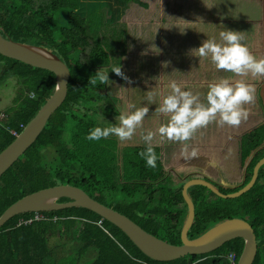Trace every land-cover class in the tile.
<instances>
[{
    "label": "trees",
    "instance_id": "trees-1",
    "mask_svg": "<svg viewBox=\"0 0 264 264\" xmlns=\"http://www.w3.org/2000/svg\"><path fill=\"white\" fill-rule=\"evenodd\" d=\"M58 11L63 16H58ZM87 21L77 0H0L1 35L50 51L70 73L64 103L36 141L0 177V216L24 196L69 185L126 216L145 232L180 245L183 214L179 205H186L181 188L176 193L167 189L169 180L158 150L153 148L158 158L156 167L150 168L138 155L147 147L119 149L111 139H86L90 129L102 127L101 116L112 115L101 108L108 97V82L92 84L90 78L100 69L112 77L119 61L108 31L103 27L91 32ZM10 78L16 80L17 90L12 107L0 121V153L16 138L11 132L21 133L53 94L56 84L53 73L0 55V83ZM263 142L261 125L243 137L242 158ZM263 151L248 165L246 183ZM202 190L206 188L188 190L195 208L188 238L194 239L227 219H246L254 229L258 247L253 264H263L264 166L255 185L238 198L208 204ZM66 202L69 199L57 201ZM41 214L44 220L30 225H18V221L33 213L15 216L0 228V264H66L56 259L57 243L74 245L76 255L68 264H227L226 255L234 253L238 261L244 246L243 240L234 239L209 254L161 263L146 257L122 231L87 209L71 207Z\"/></svg>",
    "mask_w": 264,
    "mask_h": 264
},
{
    "label": "crops",
    "instance_id": "crops-1",
    "mask_svg": "<svg viewBox=\"0 0 264 264\" xmlns=\"http://www.w3.org/2000/svg\"><path fill=\"white\" fill-rule=\"evenodd\" d=\"M84 1L87 0H78L82 14L84 10L90 12L94 9L91 3H86L83 8ZM103 1L107 3L103 17L109 23L105 27L110 38L109 43L115 47L119 58L116 66L121 65L125 76L131 74V78L128 77L131 81L129 89H145L146 93L156 97L159 108L163 99L172 93L170 85L174 82L182 91L197 95L200 103H207L206 83L217 80L216 66L210 56L200 57L195 50L205 40L223 44L220 32L233 31L230 23L219 19L209 20L210 15H206L217 0ZM241 27L245 30V26ZM130 56L135 57L132 65L128 60ZM123 80L129 84L128 80L113 73L108 84L116 83V86H120ZM0 87V114L4 119L5 112L14 102L16 80L10 78L1 82ZM169 117L170 114L164 113L145 117L135 134L138 135L137 130L144 129L153 133L161 124L166 125ZM214 122L215 120L211 121L208 126Z\"/></svg>",
    "mask_w": 264,
    "mask_h": 264
},
{
    "label": "water",
    "instance_id": "water-1",
    "mask_svg": "<svg viewBox=\"0 0 264 264\" xmlns=\"http://www.w3.org/2000/svg\"><path fill=\"white\" fill-rule=\"evenodd\" d=\"M0 55L34 68L49 71L54 74L56 79L53 94L13 142L0 153L1 177L36 141L50 117L64 103L70 73L68 67L55 54L42 47L6 39L1 35V28ZM262 165H264V158L255 165L249 183L229 195H221L210 183L203 180L195 179L187 182L182 188V197L187 205V216L180 232V245H171L145 232L126 216L93 200L80 188L69 185L42 189L19 199L0 216V228L11 218L22 214L46 213L80 207L97 214L103 220L117 227L146 257L156 262L167 263L186 256L209 254L231 240L241 239L244 246L237 264H253L257 254V243L254 231L246 219H227L194 239L188 238V231L193 224L195 214L194 205L187 194V189L199 185L206 187L221 198L234 199L253 187L257 172ZM63 198L69 199V202L57 203Z\"/></svg>",
    "mask_w": 264,
    "mask_h": 264
},
{
    "label": "flooded vegetation",
    "instance_id": "flooded-vegetation-1",
    "mask_svg": "<svg viewBox=\"0 0 264 264\" xmlns=\"http://www.w3.org/2000/svg\"><path fill=\"white\" fill-rule=\"evenodd\" d=\"M242 1L254 2L255 5L253 7L257 9L256 12L257 14H259V18H257V16L252 17V19L250 17L248 18V15L245 11L247 17L245 20V30L241 29V26L244 25L236 24V21H230L229 18L224 19L225 21L222 22L230 23V25L233 27V31L235 29L236 32H239V30L241 31L239 32L242 37L241 43L248 48L249 52L253 56L258 59L264 58V0ZM249 13L252 15H256V13L251 10L249 11ZM216 71L217 73L215 77L217 78V80L214 83L219 82L221 79H227L229 83L233 85L238 81H243L254 86V101L242 105V107L245 108L248 112L247 118L242 119L241 123L237 126L221 124L219 127L214 129L213 123L209 126L206 125L205 127L198 128L194 132L192 137L187 141L169 140L166 137H161L159 131L157 130V132L155 130L153 132V137L155 138L152 139L149 146L158 150L161 163L164 167V171L168 179L170 178V174L173 173L175 177L173 182L177 179L184 182V185L191 180H203L210 183L215 189L218 190L221 195H229L239 191L249 183L252 178L255 165L264 158V142L256 149L251 150L249 155L245 159L242 158L241 150V142L243 137L256 130L259 126L264 125V77L252 76L251 73L239 75L217 68ZM211 82L212 81L207 82L206 86L211 84ZM215 122L219 123L218 117ZM127 141L132 145L124 147L135 148V132L132 138ZM186 145L187 149L185 151ZM117 146L119 145L117 144ZM149 146L144 145L138 147ZM193 149H195L197 153L195 156L191 155ZM260 151H263L260 153L261 157L254 165L252 174L246 183L245 181L248 175V165L250 164L252 158L256 156ZM196 175H201L203 179L195 177ZM225 176L231 177V180L229 182L226 181V179L224 178ZM215 181H218V183ZM171 184L172 181L171 179H169L168 186H170ZM184 185L182 184V186L178 188V190L181 188V195ZM197 186L199 185L189 187L187 189V194L190 188ZM204 191L208 192L209 195L205 196ZM204 191L202 190V194L204 195L203 198L205 199L204 201L208 204H216L218 202V199L225 200L224 198L219 197L207 188ZM188 196L191 199L189 194ZM180 206L181 205H179V208ZM253 225L256 226V222H253Z\"/></svg>",
    "mask_w": 264,
    "mask_h": 264
},
{
    "label": "clouds",
    "instance_id": "clouds-1",
    "mask_svg": "<svg viewBox=\"0 0 264 264\" xmlns=\"http://www.w3.org/2000/svg\"><path fill=\"white\" fill-rule=\"evenodd\" d=\"M223 44L216 43L212 40H205L196 53L200 57H209L217 69L226 70L239 75L251 73L252 76L264 77V58H256L247 47L241 43L239 32L225 30L220 32ZM112 73L131 81L122 72L121 65L112 69ZM109 81V72L104 73L100 70L90 78L89 83L106 84ZM172 93L167 95L158 112L170 114L168 123L161 125L158 129L161 137L169 140L187 141L198 128L205 127L211 121L217 120L221 124L237 126L242 119H246L248 112L242 105L253 102L255 99V88L253 85L238 81L234 85L230 84L227 79H221L217 83L208 85L206 94V104L200 103L197 95L190 91H182L176 83L170 85ZM149 109L141 107L135 111L124 114L121 113L116 119L119 125L109 123L107 127H94L89 130L86 139L98 141L108 138L110 135L115 136L121 142L130 140L141 126L142 121L147 116ZM146 144H150L153 139V133L148 131L142 136ZM187 145L185 146V151ZM196 150L191 152L195 156ZM144 160L145 165L150 168L156 167L157 154L152 147H147L144 151L138 153Z\"/></svg>",
    "mask_w": 264,
    "mask_h": 264
},
{
    "label": "rangeland",
    "instance_id": "rangeland-1",
    "mask_svg": "<svg viewBox=\"0 0 264 264\" xmlns=\"http://www.w3.org/2000/svg\"><path fill=\"white\" fill-rule=\"evenodd\" d=\"M78 1V0H77ZM85 3L82 4V7L85 8L86 3H91L93 5L94 9L88 12L87 10L83 11L84 16L87 18V24H88V30L91 32H96L103 27H107L109 25L108 20L105 19L104 13L105 10L107 9V3L103 0H87L84 1ZM255 5L254 2L250 1H242V0H217V3L214 5L213 9H210L209 14L210 15L209 20L213 19L216 21V19H219V21H225L223 18H229L230 21H236V24L239 25H246L245 20H246V14L248 17L252 19V17L257 16L259 18V14H257V9H255L253 6ZM105 9V10H104ZM253 11L256 13V15H252L249 13V11ZM246 11V14H245ZM62 15L63 13L61 11H58V16ZM108 23V24H107ZM232 23V22H231ZM106 29V28H105ZM148 44V41L144 44V47L146 48ZM135 57L130 56L129 61L132 65L133 60ZM127 77L131 78V74H127ZM135 78V77H134ZM131 83L127 85V83H124V80L121 82L120 86H116V83L113 84H108V97L107 99L103 102L101 108H106L111 112V116H101L100 117V124L102 127H107L109 126V123L113 125H119V120L116 119L121 113L124 114H129L135 109L141 108V107H147L149 109V112L146 117L153 116V115H158L160 112L157 111L158 109V104L156 101V97H153L149 93H146L145 89L139 88L135 90V87H131V89L128 88ZM123 87V88H121ZM1 88V87H0ZM118 90L116 93L115 91ZM1 94V93H0ZM145 94V95H144ZM117 96V97H116ZM144 98V100H142ZM3 100V98H2ZM99 108V107H98ZM118 113V114H117ZM89 118L92 117L91 115H88ZM221 123L214 122V129L219 127ZM138 135L135 134V145L137 146H144L146 145L145 141L142 139L143 135L147 134V130H140L138 131ZM155 138V137H153ZM107 139H111L115 141L119 146V149L123 148L124 146L132 145L128 141L126 142H121L119 139L115 136L110 135ZM151 143V142H150ZM195 177L203 179L201 175H196ZM226 181H230L231 177L225 176L224 177ZM172 181V184L170 186H167V189H169L171 192H177L178 188L184 185V182L177 180L173 182L175 179L173 173L170 174V178ZM168 179V180H169ZM218 183V181H215ZM204 195L208 196L209 193L204 191ZM179 211L183 214L182 216V221L183 224L186 220L187 216V211L186 207L182 204L180 206ZM185 216V219L183 220ZM181 222V221H180ZM213 227V226H212ZM210 229V228H209ZM67 241V240H66ZM68 242V241H67ZM50 246V243H49ZM74 245H67L65 246L63 244H56V259L58 262H64L68 264L70 261L74 260V256L76 255V250ZM71 259V260H70ZM57 262V263H58Z\"/></svg>",
    "mask_w": 264,
    "mask_h": 264
},
{
    "label": "built area",
    "instance_id": "built-area-1",
    "mask_svg": "<svg viewBox=\"0 0 264 264\" xmlns=\"http://www.w3.org/2000/svg\"><path fill=\"white\" fill-rule=\"evenodd\" d=\"M32 96L33 95H30V97H32ZM1 119H3V115L0 114V120ZM11 134L14 137L18 136L15 132H11ZM41 220H44V217L41 213H33V215L28 217V218L20 219L18 221V225H30L33 222H38ZM101 223H102V220H100L98 222V225H101ZM225 259H226L227 264H237L236 256L234 253H230V254L226 255Z\"/></svg>",
    "mask_w": 264,
    "mask_h": 264
}]
</instances>
